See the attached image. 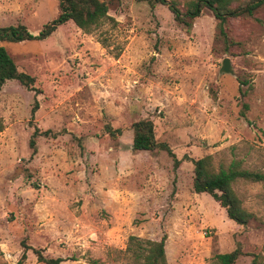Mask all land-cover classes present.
Returning a JSON list of instances; mask_svg holds the SVG:
<instances>
[{
  "label": "rangeland",
  "instance_id": "rangeland-1",
  "mask_svg": "<svg viewBox=\"0 0 264 264\" xmlns=\"http://www.w3.org/2000/svg\"><path fill=\"white\" fill-rule=\"evenodd\" d=\"M171 1L185 11L193 0ZM58 12L59 0H0V28L37 35ZM224 30L209 9L186 27L165 5L111 0L90 32L68 22L44 41L0 43L41 91L34 119L35 92L17 81L0 91V264H45L32 249L23 259V242L61 264H138L131 237L164 235L168 264L235 249L236 264L264 260V182L233 185L247 226L194 190V160L207 156L215 171L264 173V4ZM226 58L234 74L220 73ZM143 119L176 160L133 151ZM35 128L50 134L33 154Z\"/></svg>",
  "mask_w": 264,
  "mask_h": 264
},
{
  "label": "trees",
  "instance_id": "trees-1",
  "mask_svg": "<svg viewBox=\"0 0 264 264\" xmlns=\"http://www.w3.org/2000/svg\"><path fill=\"white\" fill-rule=\"evenodd\" d=\"M109 1L111 0H59L58 15L37 35L30 33L24 25L8 26L0 28V43L6 42H29L44 41L54 35L57 30L68 22H73L78 28L85 32H90L98 27L104 19L108 17ZM151 6L157 4L165 5L174 14L178 24L190 27L192 21L199 17L204 9H209L219 21L221 34H225L224 25L229 19H237L246 15H253L263 4L264 0H193L189 2L185 11L179 8L175 1L171 0H143ZM8 81H17L28 91L35 92V101L32 108V119L40 108L37 96L41 93L37 89V79L25 72L19 70L14 58L8 51L0 46V91ZM246 84V81L242 85ZM242 110L245 116L249 110V104L245 101L247 91L241 90ZM4 130L0 122V133ZM133 151L135 152H154L156 150L166 151L176 160V156L171 148L164 143L156 140L155 126L151 119H143L133 124ZM111 136L115 137L120 134V130H112L108 128ZM49 131L41 132L39 128H35L30 145L36 153L35 139L41 135L48 136ZM180 163L176 161V166ZM194 190L197 194H208L225 209L227 217L241 226H247L253 219V213L249 212L243 206L242 200L235 192L233 185L238 180L247 182H264V173L245 170L236 162L228 168H221L215 171L212 164L211 156H207L198 160H194ZM131 242L135 243L137 249L135 256L138 264H168L166 258V241L167 236L164 235L160 241H141L135 237H131ZM24 254L26 251L33 250L38 260L45 264H61L62 258H48L42 254L41 250L33 249L23 242ZM243 255L240 249H235L229 253H223L216 256L215 264H236ZM254 264H264V260L255 257Z\"/></svg>",
  "mask_w": 264,
  "mask_h": 264
},
{
  "label": "water",
  "instance_id": "water-1",
  "mask_svg": "<svg viewBox=\"0 0 264 264\" xmlns=\"http://www.w3.org/2000/svg\"><path fill=\"white\" fill-rule=\"evenodd\" d=\"M220 73H226V74H234V71L231 67L230 59L226 58L222 63V68L220 70Z\"/></svg>",
  "mask_w": 264,
  "mask_h": 264
}]
</instances>
